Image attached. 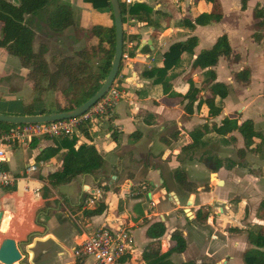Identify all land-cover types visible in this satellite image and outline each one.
Instances as JSON below:
<instances>
[{"label": "crops", "instance_id": "0c3cea01", "mask_svg": "<svg viewBox=\"0 0 264 264\" xmlns=\"http://www.w3.org/2000/svg\"><path fill=\"white\" fill-rule=\"evenodd\" d=\"M145 5L152 11L150 20L136 18L129 27L125 25V30L129 29L132 34L130 40L134 45L126 50L129 57L123 59L117 78L124 89L114 117L88 129L91 144L104 159L103 167L93 174L80 175L69 183L53 186L49 177L62 169L67 150L62 148L57 155L47 158L44 152L56 148L59 138L42 139L29 148H13L10 163L17 161L14 154L18 150L24 148L25 151L20 155L22 164L13 167L9 163L12 175L25 176L31 164H36L38 169L35 180L29 183L20 181L18 189H0V213H3L0 233L17 244L29 241L30 246L36 245L34 259H38L39 264H92L91 259L75 261L72 249L98 228L118 227L120 224L131 228L135 241L133 254L123 258L120 264H147L167 253L176 231L182 233L187 247L183 253L170 256L173 264H246L244 256L253 249L249 232L259 228L264 230V218L258 216L264 201V82L256 80L254 87L252 81L254 76L257 77L253 57L264 56V27L259 26L261 19L255 17L256 8L264 10L263 0H249L246 10H242L241 0H236L234 7L230 0H182L180 9L170 6L158 9L153 2ZM217 8L222 13L220 22L193 29L181 25L183 20L194 22L201 14L212 13ZM90 12L93 25H113L109 13L92 9ZM160 18L171 19L172 26L166 27V22H161ZM69 29L59 34L50 32L61 36ZM223 35L229 38L232 55L221 57L213 70L217 82L229 87V96L216 99L222 112L215 118L209 117L206 106L198 110V102L194 105V113L188 115L185 112L187 102L165 94L162 84L155 82L157 73L153 75L152 71L155 73L164 68L165 54L173 45L196 37L198 45L194 53H183L165 77L177 94L186 95L188 79L192 78L203 90L201 94L207 95L204 81L209 69L197 68L194 72L192 69L197 57L212 49ZM37 37L38 32L35 41ZM156 40L160 44L158 53ZM143 41L151 44L140 50ZM90 42L93 40L87 41ZM233 43L239 49L235 47V50ZM52 47H55L53 52L56 54L52 58L62 57L60 46L54 44ZM236 56L241 57L238 63L234 62ZM245 69L251 71L250 81L237 82L236 73ZM51 70L55 71L54 65ZM147 73L152 76H146ZM232 83L247 87L251 83L250 90L260 91L254 96L250 91L248 98L239 102L232 98ZM226 118L238 120L239 125L252 121L255 131L263 138L258 140L259 146L255 144L252 148L255 150L246 148L238 131L227 136L211 131L213 125L220 126ZM204 125L209 127V132L202 138L204 144L200 141L197 147L186 149L193 143L191 133ZM74 136L78 138L76 148L88 142L81 131ZM228 142L233 143L232 146H227ZM234 145L239 151L251 153L246 158L240 151L242 158L253 160L252 167L244 168V178L234 175L236 168L243 163L229 162V156L222 161L215 157V154L220 155L218 146L225 151L231 147L234 149ZM206 160L215 162L217 167L221 165L218 177L224 181V186L211 182V172L204 163ZM77 184L80 192L76 197L59 190ZM28 186L41 188L40 197L27 191ZM170 193L177 196L179 203L169 196ZM237 195L241 197L239 202L235 199ZM90 200L95 203L91 204ZM99 207H103L102 213L90 214ZM186 208L192 211V219L185 213ZM206 213L208 217L205 219ZM3 222L7 223L5 230H2ZM157 222L164 223L166 231L162 237L152 239L148 236V229ZM6 238L0 239V246ZM32 257L30 253L29 260Z\"/></svg>", "mask_w": 264, "mask_h": 264}, {"label": "trees", "instance_id": "16d2710c", "mask_svg": "<svg viewBox=\"0 0 264 264\" xmlns=\"http://www.w3.org/2000/svg\"><path fill=\"white\" fill-rule=\"evenodd\" d=\"M214 2L215 0H207ZM249 0H241L242 10L247 9ZM52 3V0H0V49H4L9 55L17 57L23 68L28 71V77L34 91L55 90L59 98L54 100L55 111H42L39 114L63 113L73 111L92 98L101 88L108 77L115 53V26L110 0H83L84 4L91 7L94 12L107 10L110 14L113 25H92L86 30V39L92 41L89 49H83L73 56L52 58L55 71L51 70L50 63L46 59L48 49L41 45L39 50L34 48L36 32L34 30V18L43 12ZM123 14H124V7ZM151 9L145 4H137L132 8V15L138 20H150ZM255 17L261 19L259 26L264 27V10L256 8ZM222 13L217 8L212 13H204L198 16L194 22L183 20L181 25L193 29L196 26H206L214 22H220ZM125 22V18L123 19ZM49 29L56 34L63 33L69 28L79 27L75 10L70 2L57 4L47 18ZM82 39V37L80 38ZM198 45V39L192 37L184 43H178L170 48L165 54V66L157 70L156 83L162 84L163 91L171 98H182L185 105V112L188 115L194 113L196 102L197 109L206 106L209 109V117L215 118L222 112V108L216 104V99H226L229 96V87L221 82H217L216 72L213 70L217 66L221 57H230L232 48L227 35L221 36L214 47L203 51L196 60L192 72L197 68L209 69L208 78L204 81L208 94L203 96L202 89L198 88L192 78L188 79L189 90L186 95L177 94L172 91V86L165 74L175 66L181 59L183 53L193 54ZM96 61V62H95ZM95 62V63H94ZM120 73V72H119ZM152 74H145L151 77ZM251 78V71L245 69L236 73L235 80L239 83H248ZM46 84V85H45ZM204 88V89H205ZM35 113L33 104L25 107L22 115H39ZM13 125L0 123V130H9ZM80 131L88 140L87 143L76 148L78 138L59 137L57 147L44 152L46 158L57 155L62 148L67 150L64 157L62 169L49 177L53 186L66 184L80 175L93 174L103 167L104 159L99 154L96 147L91 144L89 130L85 126ZM212 131L221 136H227L235 131L241 133L245 146L252 149L258 140L263 139L254 129L252 121H246L239 125L238 120L226 118L220 126L213 125ZM209 132V127L204 125L191 133L193 143L186 149L195 148L202 138ZM36 143V142H35ZM33 143V146H36ZM262 143V141H261ZM260 143H258L259 146ZM255 150V149H252ZM244 153V151H242ZM221 165L218 164V168ZM176 175L179 177L180 172ZM259 217L264 218V201L260 205ZM103 207L91 211V215L100 214ZM208 213L205 215V219ZM200 218L197 216V219ZM166 226L162 222L154 223L148 229V236L158 239L164 235ZM249 242L253 249L249 250L244 260L246 264H264V230L259 228L251 230L248 235ZM169 251L157 258L149 260L147 264H173L170 256L173 253H183L187 244L181 232L173 233Z\"/></svg>", "mask_w": 264, "mask_h": 264}, {"label": "built area", "instance_id": "2783aa9c", "mask_svg": "<svg viewBox=\"0 0 264 264\" xmlns=\"http://www.w3.org/2000/svg\"><path fill=\"white\" fill-rule=\"evenodd\" d=\"M153 2L157 8L170 6L176 9L182 7V0H119L120 5L124 7V54L123 59L129 56L125 54L127 49H131L134 42L130 40L132 35L125 25L130 26L136 22L132 15V8L137 4H148ZM117 81V80H116ZM123 97L113 85L106 95L98 101L85 114L72 119L57 121L53 123H35L13 125L9 130H0V189L16 190L19 188L20 181L35 180V172L38 167L31 164L25 171V176L17 177L9 172L8 165L13 159V148H29L34 142L46 138L72 137L76 135L81 127L88 129L98 127L104 121H109L114 117L118 103ZM35 197H40L41 188L26 187ZM94 204V200H90ZM135 241L131 228L120 224L118 227L103 226L94 233L88 235L84 241L76 245L71 252L75 261L83 262L91 259L92 264H120L123 258L133 254Z\"/></svg>", "mask_w": 264, "mask_h": 264}, {"label": "rangeland", "instance_id": "374dc122", "mask_svg": "<svg viewBox=\"0 0 264 264\" xmlns=\"http://www.w3.org/2000/svg\"><path fill=\"white\" fill-rule=\"evenodd\" d=\"M64 2H70V4H73L72 6L73 9L75 10V18L79 27L76 28L72 27L61 36L53 35L51 34L52 31L49 29L47 25V18L57 4ZM230 5L234 7L236 5V0H230ZM263 5H264V0H263ZM90 9L91 8L86 4H84L82 0H52L51 5L47 7L43 12H41L36 18H34V30L38 32V37L34 43V48L36 51H38L41 45L46 44L48 46L49 48L48 62L50 63L51 69L53 68L52 57L56 55L54 53L55 47H52L54 44H58L60 46L58 49H62V53L60 54L62 57L73 56L75 55L76 52L83 49H89V47L91 46L90 44L87 43V41L89 40L86 39V30L93 25ZM99 13H108V12L107 10H104ZM160 21L166 22L165 23L166 27L172 26V21L169 18H160ZM248 22L249 20L247 19L246 25L248 24ZM134 28L137 31V27ZM248 29H252V28L248 26ZM138 31L140 32L139 28ZM257 32L259 33V31ZM0 34H1V30H0ZM81 37L82 39H80ZM156 46L158 49L157 51L158 53L160 44L157 40H156ZM233 47L235 50L236 48L239 49L237 45L234 46V43H233ZM249 48L251 47L249 46ZM262 50L264 51V49ZM240 61H241V57L236 56L234 62L238 63ZM253 64L256 65V67L255 68L253 67V69L257 70V77L254 76L252 78L255 87L256 80H258L259 83L264 82V56L255 55L253 57ZM24 69L25 68L22 67L21 62L17 57L9 55L4 49L0 50V113L11 114V115H22L25 111V107L31 104H33L34 111L37 114L41 113L42 111H46V112L55 111V105H54L55 103L53 102L54 100L59 98L58 92H56L55 90H45V91H37V92L34 91L31 86V81L28 77V71ZM114 86L120 92L123 93L124 85L121 81L119 80L115 81ZM250 86L251 83L250 85H248V87L246 85H238L237 83H232L230 85V88L232 91L233 100L238 99L239 102L240 101L242 102V100L244 101L248 98L250 91L254 93L251 96L257 95L259 93L260 89L257 90V92H255L254 89L250 90L251 89ZM240 88H245V90L242 91ZM202 143L204 144V141H202ZM232 144L230 145V143L228 142L227 146H232ZM218 150L220 155L215 154V157L218 158L220 161H222L226 156H229L228 159L229 162L244 164L240 168L237 167L234 172V175L244 178L245 176L244 170L247 167H252L253 160L249 158L244 159L245 157L242 158L240 155V151L242 150L239 151L237 145H234V149L231 147L230 150H225V151L221 150L220 146H218ZM24 151L25 149L21 148L20 150H18L17 153L14 154L17 158V161L14 163H10V166L12 165L14 167L15 164L17 166L19 164H22L20 155L23 154ZM244 153L246 158L249 157V155H251V153L248 151H245ZM25 162H27V160ZM59 190L60 192L67 193L68 195L76 197L77 194L80 192V185L77 184ZM235 199L236 202H239L241 200V197L237 195ZM258 213H260L259 210ZM3 223L4 225L2 227V230H5L7 223L6 222ZM2 238H6V236L3 237V235L0 233V239ZM204 264H208V262H205Z\"/></svg>", "mask_w": 264, "mask_h": 264}, {"label": "water", "instance_id": "95a60500", "mask_svg": "<svg viewBox=\"0 0 264 264\" xmlns=\"http://www.w3.org/2000/svg\"><path fill=\"white\" fill-rule=\"evenodd\" d=\"M112 6V14L114 18L115 26V53L111 66L110 73L106 78L101 88L96 94L90 98L83 105L73 111L54 113V114H39V115H9L0 113V123L9 125H20V124H35V123H53L57 121L77 118L85 114L90 110L98 101H100L110 88L114 85L118 78L124 54V20L121 5L119 0H110ZM149 4V3H148ZM151 42L143 41L140 45V50L145 45H150ZM205 165L211 172V182L219 187L224 186V181L218 177V167L215 162L206 160ZM166 194V190H163ZM173 200L179 203L177 196L174 193L169 194ZM185 213L193 218V213L189 208L185 209ZM3 217V213H0V220ZM36 245L30 246L29 241L22 244H17L15 240L6 238L0 246V263L1 264H15L17 262H25V264H39L38 259L35 257ZM30 253L33 255L32 259L29 260Z\"/></svg>", "mask_w": 264, "mask_h": 264}]
</instances>
